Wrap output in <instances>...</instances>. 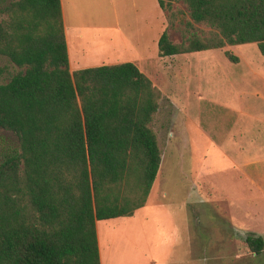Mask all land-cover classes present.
<instances>
[{
	"label": "trees",
	"instance_id": "obj_1",
	"mask_svg": "<svg viewBox=\"0 0 264 264\" xmlns=\"http://www.w3.org/2000/svg\"><path fill=\"white\" fill-rule=\"evenodd\" d=\"M157 2L216 30L185 45L164 30L159 58L255 44L264 59V0ZM0 56L18 68L0 84V129L18 140L0 162V264H100L96 222L133 216L157 176L161 92L129 62L70 72L60 0L0 8Z\"/></svg>",
	"mask_w": 264,
	"mask_h": 264
},
{
	"label": "rangeland",
	"instance_id": "obj_2",
	"mask_svg": "<svg viewBox=\"0 0 264 264\" xmlns=\"http://www.w3.org/2000/svg\"><path fill=\"white\" fill-rule=\"evenodd\" d=\"M14 1L0 0V8ZM83 2L85 23L113 22L114 11L130 10L129 0L122 1L125 7L120 0L115 6L113 0ZM155 4L143 3L136 24L146 15L154 20L157 12L158 33L166 30L172 44L216 32L192 22L182 2L162 13ZM142 35L134 33L131 41ZM117 43L101 33L84 57L118 64L124 60L118 59ZM226 52L238 63L229 62ZM137 60L161 92L151 123L161 162L148 205L129 218L96 222L102 263L264 264V251L256 256L245 244L249 234L264 239V59L256 45ZM17 71L0 56V84ZM17 148L15 135L0 129V162Z\"/></svg>",
	"mask_w": 264,
	"mask_h": 264
},
{
	"label": "crops",
	"instance_id": "obj_3",
	"mask_svg": "<svg viewBox=\"0 0 264 264\" xmlns=\"http://www.w3.org/2000/svg\"><path fill=\"white\" fill-rule=\"evenodd\" d=\"M84 1L85 2L83 3L86 4L88 0H84ZM120 1L122 4V7H125L126 5L123 4L122 1H126V0H120ZM129 1H130L129 13L125 11L123 14H121L120 11L118 12L114 11L112 13L113 18H114V21H113L114 23L111 22V20H109L107 22L100 21V22L93 24V22L88 23L87 19H85L86 23L84 21L83 22L80 21L81 11L79 8L80 7L79 4L81 0H60L70 72H75V71L90 68V67L93 68L96 66L97 67L104 66V65L109 66L113 64L117 65V62L109 63V62H106L107 60L95 61V62L86 61L84 57V55H86V50L91 48L92 43L94 41L96 40L98 41L101 33L105 37L110 38V40L112 39L114 42H118L117 49H116L118 53L117 56H122L118 59L123 58L124 60L118 64L127 63V62L133 63L139 69V71L145 75L146 69L143 68L141 65V62L143 60L139 61L140 59L139 60L137 59L141 57L142 58L145 57V58H150L152 60L155 59L158 61L159 59V56L157 55L158 39L162 33V32L160 34L158 33V25H159L158 14L156 12L154 20H153L152 15L150 17V20H148V15H146L145 17H143L142 21L137 26L135 18H138L137 14L141 15V12L143 10V3L147 2L148 0H129ZM151 1L156 2L155 4L156 11H158L157 9L159 8V6H158L157 0H151ZM152 3L153 2H151V5ZM112 4L114 6L116 5L115 0H113ZM161 13H162V10H161ZM130 14H133V17H130ZM86 24H89V27ZM161 26L163 27L162 30H164L165 29L164 25L162 24ZM138 32L143 34L141 38H144V39L140 38L139 41L134 43L133 41H131V36L134 33H138ZM144 34H147V36L144 37ZM151 44H152V47L150 46ZM149 47H151V49L154 51V54H152L151 52L148 53ZM114 51L115 49L113 50V52ZM126 51H130V53H126ZM144 60L146 61V59ZM146 204H147V201H146ZM121 218H129V217H121ZM116 219H119V218H116ZM111 220H114V219H111ZM98 236L99 234H97V240L99 238ZM99 257H100V264H103L101 261L100 253H99Z\"/></svg>",
	"mask_w": 264,
	"mask_h": 264
}]
</instances>
